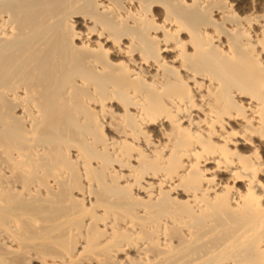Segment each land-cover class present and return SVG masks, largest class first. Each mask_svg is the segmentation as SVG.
<instances>
[{"label": "bare ground", "instance_id": "6f19581e", "mask_svg": "<svg viewBox=\"0 0 264 264\" xmlns=\"http://www.w3.org/2000/svg\"><path fill=\"white\" fill-rule=\"evenodd\" d=\"M0 264H264V0H0Z\"/></svg>", "mask_w": 264, "mask_h": 264}]
</instances>
